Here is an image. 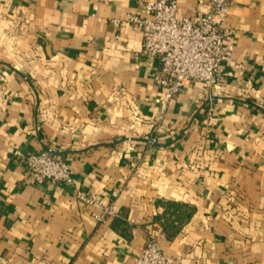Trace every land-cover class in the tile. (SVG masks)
Listing matches in <instances>:
<instances>
[{
  "label": "crops",
  "instance_id": "crops-1",
  "mask_svg": "<svg viewBox=\"0 0 264 264\" xmlns=\"http://www.w3.org/2000/svg\"><path fill=\"white\" fill-rule=\"evenodd\" d=\"M143 1L0 0V264H135L149 230L172 264H264V0H233L220 82L164 111L160 62L115 21ZM41 150L73 184L33 179L17 152Z\"/></svg>",
  "mask_w": 264,
  "mask_h": 264
},
{
  "label": "built area",
  "instance_id": "built-area-1",
  "mask_svg": "<svg viewBox=\"0 0 264 264\" xmlns=\"http://www.w3.org/2000/svg\"><path fill=\"white\" fill-rule=\"evenodd\" d=\"M206 2L209 10L196 16L179 12L176 0H147L137 9L127 13L117 23H130L142 33V47L135 52L138 63L156 59L160 68L152 73L153 80L163 90L162 110L172 104L185 86L202 83L214 88L221 80L225 62L233 61L234 30L228 25L233 0H199ZM162 118V115L160 116ZM28 171L37 182L73 184L75 179L71 164L60 154L49 150L23 155ZM121 189L113 191L118 197ZM77 197L87 206L98 205L93 212L98 220L118 216L114 203L103 204L94 192L77 191ZM154 231H148L142 252L135 257V264H172Z\"/></svg>",
  "mask_w": 264,
  "mask_h": 264
}]
</instances>
